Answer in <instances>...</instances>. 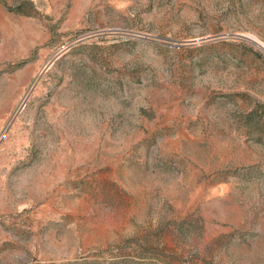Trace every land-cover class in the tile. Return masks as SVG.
<instances>
[{
	"label": "rangeland",
	"instance_id": "rangeland-1",
	"mask_svg": "<svg viewBox=\"0 0 264 264\" xmlns=\"http://www.w3.org/2000/svg\"><path fill=\"white\" fill-rule=\"evenodd\" d=\"M264 0H0V264H264Z\"/></svg>",
	"mask_w": 264,
	"mask_h": 264
},
{
	"label": "bare ground",
	"instance_id": "bare-ground-1",
	"mask_svg": "<svg viewBox=\"0 0 264 264\" xmlns=\"http://www.w3.org/2000/svg\"><path fill=\"white\" fill-rule=\"evenodd\" d=\"M256 45L258 47H260L263 51H264V44L260 43V42H256Z\"/></svg>",
	"mask_w": 264,
	"mask_h": 264
}]
</instances>
